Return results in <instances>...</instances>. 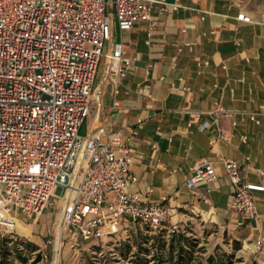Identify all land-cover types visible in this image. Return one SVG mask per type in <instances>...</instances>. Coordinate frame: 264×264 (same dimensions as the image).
I'll return each mask as SVG.
<instances>
[{"label": "built area", "instance_id": "1", "mask_svg": "<svg viewBox=\"0 0 264 264\" xmlns=\"http://www.w3.org/2000/svg\"><path fill=\"white\" fill-rule=\"evenodd\" d=\"M179 7L178 0H0V233L14 232L15 214L40 216L55 198L63 202L59 226L71 246L113 236L124 222L178 233L163 202L126 192L137 180L130 147L117 138L105 144L99 136L81 137L78 131L92 107L111 19L121 31L146 24L151 32L156 10L163 14ZM236 20L250 23L242 13ZM109 61L120 77L131 64L121 44ZM222 111L217 107L208 114ZM221 164L232 187L226 211L255 221L253 192H264V168L258 170L261 184L255 185L243 180L237 161ZM215 178L213 163H199L187 184Z\"/></svg>", "mask_w": 264, "mask_h": 264}, {"label": "crops", "instance_id": "2", "mask_svg": "<svg viewBox=\"0 0 264 264\" xmlns=\"http://www.w3.org/2000/svg\"><path fill=\"white\" fill-rule=\"evenodd\" d=\"M178 4L176 12L155 11L157 26L151 32L146 24L121 31L111 19L94 78L92 107L82 124L87 130L84 137L99 136L105 144L117 138L130 147L131 173L137 180L126 192L138 193L150 203L163 202L169 223L187 214L209 216L244 227L250 240L263 238L264 244V192H253L255 221L226 211L232 187L221 164L224 159L235 160L244 181L261 184L264 0H178ZM241 13L250 23L236 20ZM118 44L131 60L123 77L110 70L109 56ZM217 107L223 111L208 114ZM204 123L209 125L201 131ZM204 162L213 163L216 178L188 185L192 168ZM60 201L52 199L40 216H16L33 223L34 236L45 237L56 215L59 224ZM51 206L55 209L48 212ZM16 216L15 232L27 233ZM43 217L45 227L39 228L34 223ZM34 243L41 250L38 241Z\"/></svg>", "mask_w": 264, "mask_h": 264}, {"label": "rangeland", "instance_id": "3", "mask_svg": "<svg viewBox=\"0 0 264 264\" xmlns=\"http://www.w3.org/2000/svg\"><path fill=\"white\" fill-rule=\"evenodd\" d=\"M78 134L81 137L87 134L85 125L81 126ZM60 203L61 201L58 205ZM54 209L55 207L51 206L48 212H53ZM16 217L25 224L23 227L27 233L15 232V230L11 234L1 232L0 238L8 237L13 241H17V243L29 241L34 245H36L34 242L38 241L41 245L38 262H33L38 252L28 254L23 244L18 245V250L28 257L27 264H131L140 245L150 250L149 255L145 256L148 264L154 262L151 258L154 253L151 244L153 243L152 238L157 236L158 232L150 231L139 224L124 222L113 236L90 242L78 240L77 245L71 246L74 242L67 237L65 232H62L59 224L57 225V215L56 220L49 227L48 235L45 237H40L39 234L34 236L30 228L33 223L20 218V216ZM44 221L43 217L41 221L36 220L34 224L38 225L39 228H43ZM173 221L178 226V233L194 241L196 246L195 257L199 259L196 262L206 264L205 260L210 255L218 258L223 253H233V264H264V244L259 247L254 246L255 242L248 238V231L244 227H236L228 222H220L211 219L209 216L191 214L180 216L173 219ZM57 228L61 230L59 231L60 234L57 233ZM163 230L165 231L164 240L168 242L171 234L165 228ZM30 235L34 237L30 238ZM146 238L148 242H145ZM29 239H32V241ZM236 242L240 244V248L234 251L233 247ZM7 246L10 247L12 244L9 243ZM141 256L144 255L141 254ZM237 259H240V262H237ZM12 262L13 264H20L15 259Z\"/></svg>", "mask_w": 264, "mask_h": 264}, {"label": "trees", "instance_id": "4", "mask_svg": "<svg viewBox=\"0 0 264 264\" xmlns=\"http://www.w3.org/2000/svg\"><path fill=\"white\" fill-rule=\"evenodd\" d=\"M147 228V227H146ZM164 230L158 232V235L153 237V243L151 248L154 249L152 255L153 264H202L201 262H196L199 260L195 257V243L185 235L180 233H173L170 235L168 242L164 240ZM148 242V239H145ZM11 243L12 246L7 245ZM23 244L24 249L28 254L33 252H38L35 256L33 262H38L40 257L39 248L31 242H20L13 241L12 239L5 237L0 238V264H13L12 260H17L20 264H27L28 257L24 255L18 249V245ZM240 244L235 243L233 247L234 251L239 250ZM14 253V255H13ZM150 250L148 248L138 247V252L134 255L131 264H148V260L145 257L149 255ZM143 254L144 256H141ZM234 254H221L218 258L210 255L205 261L206 264H233ZM240 262V259H237ZM93 264V263H92Z\"/></svg>", "mask_w": 264, "mask_h": 264}]
</instances>
